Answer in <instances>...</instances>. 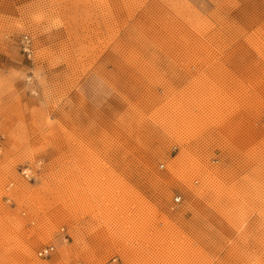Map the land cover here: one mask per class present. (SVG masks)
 <instances>
[{"label": "rangeland", "instance_id": "rangeland-1", "mask_svg": "<svg viewBox=\"0 0 264 264\" xmlns=\"http://www.w3.org/2000/svg\"><path fill=\"white\" fill-rule=\"evenodd\" d=\"M0 264H264V0H0Z\"/></svg>", "mask_w": 264, "mask_h": 264}, {"label": "built area", "instance_id": "built-area-1", "mask_svg": "<svg viewBox=\"0 0 264 264\" xmlns=\"http://www.w3.org/2000/svg\"><path fill=\"white\" fill-rule=\"evenodd\" d=\"M20 45L22 47L23 52L30 57L31 55V39L28 35H23L20 40ZM28 169L21 170L19 173L24 179H31L30 173L27 172ZM175 201H179V198H175ZM55 253V246L50 244L46 245L43 248L39 249L36 253V257L42 260H46L50 258Z\"/></svg>", "mask_w": 264, "mask_h": 264}]
</instances>
